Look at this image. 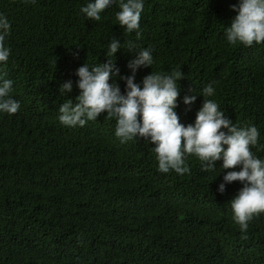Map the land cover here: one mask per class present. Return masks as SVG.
<instances>
[{"label": "trees", "instance_id": "16d2710c", "mask_svg": "<svg viewBox=\"0 0 264 264\" xmlns=\"http://www.w3.org/2000/svg\"><path fill=\"white\" fill-rule=\"evenodd\" d=\"M90 2L0 0L10 23L0 83L13 82L20 104L16 114L0 111V264H264V213L244 239L229 203L242 183L218 191L240 167L225 170L220 160L204 172L191 155L188 173H161L150 138L121 143L106 113L83 127L58 119L65 100L80 95L76 72L85 62L113 60L119 74L109 83L123 95L129 62L148 49L153 63L136 71L135 83L181 71L175 112L185 126L194 125L212 84L215 94L205 99L234 125L257 127L251 151L264 160V43L232 45L225 35L239 0H143L139 35L119 25L120 0L99 21L80 11ZM113 38L121 49L107 57ZM69 81L72 91L62 96Z\"/></svg>", "mask_w": 264, "mask_h": 264}, {"label": "clouds", "instance_id": "9594fccd", "mask_svg": "<svg viewBox=\"0 0 264 264\" xmlns=\"http://www.w3.org/2000/svg\"><path fill=\"white\" fill-rule=\"evenodd\" d=\"M113 3V0H94L81 8L86 18L99 21L100 13ZM120 11L116 19L128 33L133 31L139 35V22L143 10V0H120ZM232 11L238 15L227 27V41L235 45L240 43L251 47L254 43H264V0H239ZM10 23L0 15V62H7L10 49L5 47V38L9 34ZM128 52H134L135 45L128 43ZM121 49V42L113 38L108 44L107 57L115 56ZM129 62L128 67L133 75L125 77L126 94H121L115 83L110 84L115 62L107 59L106 63L89 66L86 62L79 67L77 87L80 95L75 102L66 99L59 107V122L64 126L83 127L88 121H94L102 113L108 119H116L115 135L121 143L141 137L155 145L153 149L158 162V170L168 173L170 170L183 175L190 169L185 166V157L194 155L202 162V171L215 170L217 161L222 160V168L231 170L240 167V171H228L224 175V183L218 191H225V184L239 181L243 187L229 202L233 212V220L239 225L244 239H247L249 222L253 217L264 213V160L257 158L251 147L258 143L259 131L255 126L238 127L226 118L219 110L218 104L205 97L215 94L212 84L203 89V105L196 114L194 125L185 126L180 123L175 112L176 101L180 94L178 81L183 79L181 71L171 74L153 73L145 76L143 87L134 82L135 73L141 67H151L153 57L148 49H144ZM11 80L0 83V111L9 115L20 109L18 101L11 98ZM63 96L72 91L71 82L59 87ZM196 95L186 96L185 105L195 102ZM226 129L227 131H222ZM226 146V147H225Z\"/></svg>", "mask_w": 264, "mask_h": 264}]
</instances>
